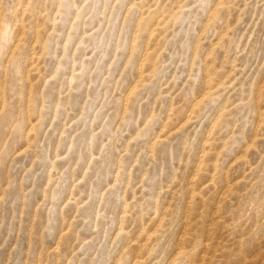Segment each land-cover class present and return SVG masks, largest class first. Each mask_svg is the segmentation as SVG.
<instances>
[{
  "label": "rangeland",
  "instance_id": "1",
  "mask_svg": "<svg viewBox=\"0 0 264 264\" xmlns=\"http://www.w3.org/2000/svg\"><path fill=\"white\" fill-rule=\"evenodd\" d=\"M262 99L264 0H2L0 264H264Z\"/></svg>",
  "mask_w": 264,
  "mask_h": 264
},
{
  "label": "snow or ice",
  "instance_id": "2",
  "mask_svg": "<svg viewBox=\"0 0 264 264\" xmlns=\"http://www.w3.org/2000/svg\"><path fill=\"white\" fill-rule=\"evenodd\" d=\"M0 3H2V0H0ZM133 7H135V5H133ZM261 108L264 109V99H262L261 101ZM262 120H264V116H262ZM262 127H264V124H262ZM178 264H187V262L181 260L178 262Z\"/></svg>",
  "mask_w": 264,
  "mask_h": 264
}]
</instances>
